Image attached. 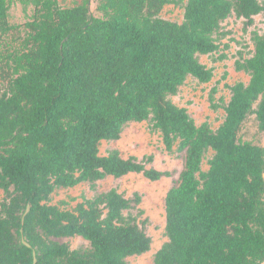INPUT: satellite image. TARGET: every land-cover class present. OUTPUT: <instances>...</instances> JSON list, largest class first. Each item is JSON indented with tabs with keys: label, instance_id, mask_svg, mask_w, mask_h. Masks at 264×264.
I'll return each mask as SVG.
<instances>
[{
	"label": "trees",
	"instance_id": "obj_1",
	"mask_svg": "<svg viewBox=\"0 0 264 264\" xmlns=\"http://www.w3.org/2000/svg\"><path fill=\"white\" fill-rule=\"evenodd\" d=\"M24 1L33 17L14 26L15 0H0V34L24 32L19 48L0 54V264H128L150 252L138 194L113 189L74 211L52 204L59 189L108 177L171 178L149 167L153 157L100 154L103 142L143 122L168 154L184 157L155 264H264V146L241 138L251 117L264 135V33H252L249 57L239 53L235 68L250 80L227 86L217 130L170 99L190 77L213 80L200 58L221 52L222 24L233 15L252 28L264 15L260 0H100L101 17L88 3ZM168 5L183 7L182 23L161 16ZM75 237L89 248L56 241Z\"/></svg>",
	"mask_w": 264,
	"mask_h": 264
},
{
	"label": "rangeland",
	"instance_id": "obj_2",
	"mask_svg": "<svg viewBox=\"0 0 264 264\" xmlns=\"http://www.w3.org/2000/svg\"><path fill=\"white\" fill-rule=\"evenodd\" d=\"M62 7L71 8L88 3L94 16L101 17L98 11L100 0H58ZM186 2L187 0H183ZM264 5V0H260ZM34 14V6L24 0H15L10 10L11 25H23L30 21ZM161 16L167 20L182 23L184 20V9L181 6L168 5L164 8ZM227 36L220 38L221 52L213 56H202L201 62L208 68L213 69L214 78L211 82L201 84L195 78H189L180 92L170 99L177 106L186 108L189 115L198 126L205 123L212 129L217 130L224 121V107L231 98V92L227 86L239 82L248 84L250 77L245 72H239L235 68L236 61L240 58L239 53L249 57L254 49L252 33H264V15L255 18L252 28H245L244 20L233 15L222 24V31ZM24 36L23 31H13L9 35L0 34V54H5L20 47V39ZM228 46V48H225ZM225 54L226 60H219V55ZM217 106V107H214ZM245 142L264 144V135L258 131L255 117H251L246 123L241 136ZM118 150L125 159L136 157L140 161L146 157H153L149 167L162 172L172 173L171 178H163L152 182L142 174H129L121 179L108 177L97 182L93 188L91 184H81L72 189H59L52 196V204L61 209L74 211L78 204L91 200L96 196L107 193L113 189L128 199H134L138 194L142 197L140 208L145 212L140 221L148 220L145 226L147 234L152 238L150 252L127 259L128 264H155V255L167 242L165 231L166 213L165 199L168 191L178 181L184 168V157L177 154L167 153L158 131H153L150 122L132 123L125 129L122 138L118 142H103L100 146V154L107 156L109 152ZM213 155L208 154L204 163V169L208 168L207 161ZM3 199V194H1ZM128 214V213H127ZM129 215L137 217L138 212L134 210ZM60 243H67L72 249L89 248V244L79 237L56 239Z\"/></svg>",
	"mask_w": 264,
	"mask_h": 264
},
{
	"label": "crops",
	"instance_id": "obj_3",
	"mask_svg": "<svg viewBox=\"0 0 264 264\" xmlns=\"http://www.w3.org/2000/svg\"><path fill=\"white\" fill-rule=\"evenodd\" d=\"M264 146V144H262Z\"/></svg>",
	"mask_w": 264,
	"mask_h": 264
}]
</instances>
